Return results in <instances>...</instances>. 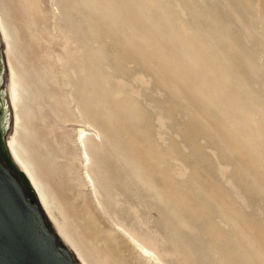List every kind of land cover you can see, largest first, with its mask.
Returning <instances> with one entry per match:
<instances>
[{
	"label": "rangeland",
	"instance_id": "374dc122",
	"mask_svg": "<svg viewBox=\"0 0 264 264\" xmlns=\"http://www.w3.org/2000/svg\"><path fill=\"white\" fill-rule=\"evenodd\" d=\"M26 1L4 0L3 14L12 26L33 86L38 79L49 81L52 87V75L43 72L41 59L36 58L45 47L48 54L62 58L63 39L51 41V37L65 32L71 52L85 42L88 60H98L95 67H87L88 90L109 98L121 94L118 103L127 111L132 108V118L125 123L164 156L163 179L153 174L154 190L148 192L100 144L96 125L87 122L89 111L85 110V119L78 113L73 99L79 104L80 89L73 75L65 81L64 89L73 97L66 109L56 107L54 101L47 105L42 100L35 104L33 98L28 101L34 112L29 128L38 144L36 157L57 202L54 213L82 247L96 255L100 264H155L153 258L162 264H245L247 260L254 264V255L264 257V133L254 143L256 154L241 141L245 134L255 138L264 132V0H157L171 25L180 20L184 31L199 32L203 41L207 35L218 38L220 43L215 45L227 65L218 63L211 49L214 69L217 65L223 82L230 80L229 97L240 94L241 106L247 101L253 105L248 119L235 112L231 116L232 120L237 117L238 124L230 130L238 133L243 145L229 140L232 135L224 136L218 116L206 114L208 103L197 92L204 80H196L206 59L181 68L183 72L188 69L187 83L177 82L174 71L168 70L169 61L174 66L170 60L174 55L170 58L165 52L166 43L178 36V30L156 38L158 30L154 32V24L144 25L131 0H34L33 7L39 11L33 15L22 6ZM131 33L147 47L158 45L165 50V72L150 59L146 61L141 50L135 49L136 42L128 41ZM4 65L6 57L0 54V75L5 77ZM203 73L207 81L215 76ZM99 75H107L106 92L97 85ZM223 82L220 88L226 93ZM6 85L7 79L0 82L2 94ZM81 130L86 135L83 145L77 138ZM91 147L99 149L97 165L104 168L99 173L92 160L86 163L85 152L90 155ZM235 147L242 152H235ZM86 167L99 181H89ZM98 182L109 191L100 189ZM144 246L151 255L141 254Z\"/></svg>",
	"mask_w": 264,
	"mask_h": 264
},
{
	"label": "bare ground",
	"instance_id": "6f19581e",
	"mask_svg": "<svg viewBox=\"0 0 264 264\" xmlns=\"http://www.w3.org/2000/svg\"><path fill=\"white\" fill-rule=\"evenodd\" d=\"M3 1L4 0H0V35L4 41V53L7 64L6 65L7 85H6V90L3 91V94L6 93L8 98V103L5 102L4 106L7 108L8 107L7 105L9 104L10 110L12 111V120H13L12 132L7 139L10 152L13 158L15 159V161L17 162V164L20 166V168L23 170V172L26 174L29 181L31 182L36 192V195L38 196L42 204L44 212L47 218L51 221V223L55 227L58 236L71 248L75 257L79 260L81 264H100L97 262V258H96L97 256L96 255L91 256L82 247L79 241L76 240L75 237H73L67 225L63 221L58 220L54 213V210L57 209L56 208L57 202L53 194L50 192L49 187L45 185V183L48 185V183L45 180L46 174L43 176V173H41L42 165L41 162L39 161L40 159L36 157L35 148L38 146V144L35 142L36 138H34L33 136L32 133L33 131H31V129L29 128L31 121L33 122L31 115H33L34 112L28 106V101L31 100V98H33L35 100V104H38L42 100L44 101L45 105H47L49 101H52V103L54 101L56 107L61 109H66L69 102L73 99V97L70 98L71 95H69V93L65 91L64 89V86L66 87L65 81L67 80L70 81V77L71 75H73L78 80V84H79L78 88L80 89L79 104L75 101V99H73V101L78 106L75 107L78 110V113H80L81 117L85 119L86 117L85 110L89 111L91 118H89L90 121L87 122H89V124L93 123V125L94 124L96 125V131L98 137L100 138L99 140L100 144H102V146L105 147L106 150L109 151L110 155H112L116 160L123 163L122 165H124L127 168L129 175L133 177V179L136 182H138V184L143 186V188H145V190H147L148 192L150 190H154L153 188L154 186H152L154 184H150L156 181L155 180L154 182H152L150 179L153 174L156 173L161 178L160 180L163 179L162 172L164 171V167H163L164 156L161 153H159L157 151L158 149L156 150L154 146H149L147 138H143V140H141L140 137L134 135L129 125L125 123L126 121H128V119L132 118V112H131L132 108L129 107L127 111L125 108H123L122 103H118L119 101L117 99L121 94L115 93L113 97L109 98L110 96L101 97L100 93L95 94L93 93L94 90L93 91L88 90L86 83L87 67L89 68L93 66L95 67V65L93 64L94 63L96 64L98 60L96 61L92 59L91 62L88 60L89 57L91 56L88 55V50L86 49L87 47H85L86 45L85 42L84 44L81 45V47H79L78 50L73 49V51L71 52L68 49L67 34L65 32L58 33L54 37H51L52 38L51 41H53V39L56 37L63 39L64 46L62 48V53L64 54H62L63 55L62 58H59V56L57 57L54 54H48L47 53L48 48L46 47L42 49V54L38 55V57L36 58L38 59V61L41 59L40 61L42 63L39 65V67L43 70V72L48 71L47 74L48 77L52 75L54 79V81L50 82L51 84L53 83L52 87H50L49 81L46 82L41 80L40 82L38 79L37 81L35 80L36 83L33 86V84L30 82V78L28 76L27 71L24 70L25 69L24 63L17 49L16 37L13 33L14 31L12 30V26L4 17ZM131 1L133 3L136 14L139 16L141 20H143L144 25L154 24L153 25L154 27L153 29H155L154 32L158 30L155 35L156 38L158 34L160 35V37L169 35V33H171L172 30H178L177 32L179 33L175 39H168L169 42L166 43L167 51H165L164 49L162 50L158 49V45L147 47V43L142 42L141 38L134 35V33H131L130 37L128 36L129 38L128 41L136 42L138 46L135 49L141 50L142 56L148 57V58L144 57L146 61L147 60L149 61L150 59L151 63H156L157 65H159L161 67L159 69L162 72H165L164 51L167 52V54H169L170 58H172L171 56L174 55L173 58L170 59L172 60L174 66L171 64V61H169L168 70H171V72L172 70L174 71L173 77L177 82H180L182 79L183 83H187L186 78L188 77L189 73H187L188 69L186 70L183 69L184 72L182 71L181 68H183L184 65L187 66V68H191L196 66L198 63H200L202 59H206L207 63L206 64L204 63L202 65V68L197 72L199 75L196 77V80L199 81L200 78L204 80L200 90L197 92L200 94L199 96L201 98V101L208 103L206 106L207 108L206 114H210V115L215 114L216 116H218V119L221 122V126L226 131L224 136L228 138L230 137V135H232L231 139L229 140H235L236 142L239 143L240 136L238 135V133L233 130H230L231 128H233L238 124V119L236 117L235 120H232L231 116H234L233 114L235 112V115L239 113L241 114L242 118L248 119L251 113L250 107L253 105H251L250 102L245 101L246 104L244 106H241V104H239V98L241 96L240 94L235 96L232 95L231 97H229L230 92L232 90V87H230V80L229 81L227 80L228 82H223L222 80L225 81V77H220L221 72L219 69L217 70V65L216 68L214 69L213 66L214 62L212 61V59L214 58H212V55L211 54L209 55L208 52H210L212 49L211 53L213 54L214 57L217 58L218 63L219 60L223 62V59L218 53L219 50L216 47L217 45H215L216 43L217 44L220 43L218 42V38L213 39L214 37H208L210 35H207V40L203 41L200 39L201 34L199 37V32L191 33L184 31L183 21L180 22V20L177 23L171 25L168 22L170 20L169 15L161 11L160 7L157 6L158 3L157 0H131ZM33 4H34V0H27L24 3V5H22L24 8H26L27 13H29V15H31L30 13H32L33 11L34 14L38 13L39 11V10L36 11L37 6L35 8V6L33 7ZM175 6L180 8L178 4H176ZM25 12L26 11H24V13ZM179 14L182 18H184L185 15L182 12V10L179 12ZM160 20H162L163 23ZM212 26L213 25L211 24L210 29L213 31L214 28ZM213 32L217 33L215 29ZM220 38H222V36ZM144 47L149 48V50L144 49ZM71 55H72V59H71ZM169 57L166 56V58ZM99 62H101V60ZM72 65L74 66V69L77 70L78 75L77 73L74 72L73 69H71ZM225 65H227V60L223 62L222 66ZM205 70L210 71L211 75L212 74L215 75L214 78L212 79L209 78V80L207 81L203 73ZM106 77L105 76L102 77V75L98 76L99 84L97 85L100 86L101 89L103 88L104 92H106L109 86ZM63 78H64L63 80L64 82L63 84H61L59 80ZM212 82L213 85L211 84ZM221 82H223L222 84H224V86L226 87L225 89H227V92L225 90L226 93H224L223 89L220 88ZM210 84L212 85V88H210L211 86ZM241 88H243V84ZM121 93L123 94V92ZM105 99L107 100L106 101L107 103L105 102ZM225 107H227L228 110L225 109ZM226 112L228 113L227 115ZM8 113L9 112L7 111V114ZM127 114L128 117H125ZM226 120L228 121L227 126L224 125L226 124ZM229 124L232 126H229ZM225 128H229V129H225ZM116 129H119L120 131ZM263 133L264 132H262L260 136L259 135L255 136V138L253 135L249 136L245 134L246 138H244V141L241 140L244 145L241 143L239 144L249 147L248 151H250L251 154H256L258 149H256V147L254 146V143L255 141H258V143L260 142ZM233 135L238 136V139H236ZM85 137L86 135L84 130H81V132L79 133V137H77L79 138V141H81V145H83ZM94 141L97 140L94 139ZM99 146L101 145H98V147ZM235 148L236 149H233L235 152H237L238 150L240 151V153L242 152L241 149H238L237 147ZM89 150H90V155L89 153H87V151L85 152L86 163L91 162L92 160L94 168H96L99 173V171L102 169L99 165H97L99 164L97 162V157H98L97 155L99 149L95 150L93 147H91V149ZM126 152H127V156H126ZM90 167H86V169L89 170L87 171L88 173L87 178L91 183H93L95 180L99 181L98 179L100 178H98V176L96 177V175L92 173ZM100 182H98V185L100 184ZM101 185H103V183ZM101 185H99V188ZM102 187L106 188L107 185L101 186V188ZM107 189L109 191L108 187ZM95 191H96V187H95ZM104 193H106V191ZM160 193H162L161 195H163L164 192L162 191ZM149 195L153 197V195L151 194ZM142 245L143 244H141V246ZM250 246L252 247V245ZM143 248H140L141 254H144L145 256H149L150 252L147 251L148 249L145 250ZM151 258L153 257L151 256ZM153 259L156 262L155 264L161 263L158 258H153ZM253 259H254L253 260L254 264H264V257L262 255H254ZM245 264H250V262L247 260Z\"/></svg>",
	"mask_w": 264,
	"mask_h": 264
},
{
	"label": "water",
	"instance_id": "95a60500",
	"mask_svg": "<svg viewBox=\"0 0 264 264\" xmlns=\"http://www.w3.org/2000/svg\"><path fill=\"white\" fill-rule=\"evenodd\" d=\"M0 54L3 59L1 35ZM6 75H0V82L6 81ZM7 99L1 89L0 132L5 142L4 150L0 148V264H81L58 236L31 182L10 152L7 139L13 120L9 104L8 109L4 106Z\"/></svg>",
	"mask_w": 264,
	"mask_h": 264
},
{
	"label": "flooded vegetation",
	"instance_id": "af4514ba",
	"mask_svg": "<svg viewBox=\"0 0 264 264\" xmlns=\"http://www.w3.org/2000/svg\"><path fill=\"white\" fill-rule=\"evenodd\" d=\"M2 82V81H1ZM1 108V107H0ZM1 112V109H0ZM4 142H5V137L2 136V133L0 132V148L4 150Z\"/></svg>",
	"mask_w": 264,
	"mask_h": 264
}]
</instances>
